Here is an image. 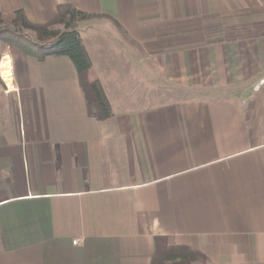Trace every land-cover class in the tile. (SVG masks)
Wrapping results in <instances>:
<instances>
[{"label": "crops", "instance_id": "obj_1", "mask_svg": "<svg viewBox=\"0 0 264 264\" xmlns=\"http://www.w3.org/2000/svg\"><path fill=\"white\" fill-rule=\"evenodd\" d=\"M65 4L96 16L78 31L114 116L88 115L69 58L2 45L0 264H151L157 238L264 264V0L0 12L46 24Z\"/></svg>", "mask_w": 264, "mask_h": 264}, {"label": "trees", "instance_id": "obj_2", "mask_svg": "<svg viewBox=\"0 0 264 264\" xmlns=\"http://www.w3.org/2000/svg\"><path fill=\"white\" fill-rule=\"evenodd\" d=\"M95 17L71 4L60 5L55 18L46 24L31 22L24 11L0 12V42L40 62L49 57L69 58L77 70L88 115L105 121L113 118L114 113L100 81L92 77L93 61L78 31L81 22ZM6 24L11 27H4ZM25 32L33 33L35 39ZM0 86L5 87L1 76ZM206 260V256L197 250L178 246L169 238H157L151 264H193Z\"/></svg>", "mask_w": 264, "mask_h": 264}, {"label": "rangeland", "instance_id": "obj_3", "mask_svg": "<svg viewBox=\"0 0 264 264\" xmlns=\"http://www.w3.org/2000/svg\"><path fill=\"white\" fill-rule=\"evenodd\" d=\"M84 22V21H83ZM8 23V22H7ZM81 24V23H80ZM79 24V25H80ZM4 27H11L9 24H6ZM60 29L61 30H63V28L62 27H60ZM25 33H28L33 39H35V35L33 34V33H31V32H25ZM2 45H8V44H6V43H4V42H0V57H1V47H2ZM4 88L5 87H2V86H0V105H6L7 104V102L8 101H10V99H7L6 100V98L3 96V91H4Z\"/></svg>", "mask_w": 264, "mask_h": 264}, {"label": "built area", "instance_id": "obj_4", "mask_svg": "<svg viewBox=\"0 0 264 264\" xmlns=\"http://www.w3.org/2000/svg\"><path fill=\"white\" fill-rule=\"evenodd\" d=\"M74 244H77V242H75Z\"/></svg>", "mask_w": 264, "mask_h": 264}]
</instances>
